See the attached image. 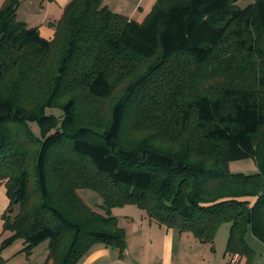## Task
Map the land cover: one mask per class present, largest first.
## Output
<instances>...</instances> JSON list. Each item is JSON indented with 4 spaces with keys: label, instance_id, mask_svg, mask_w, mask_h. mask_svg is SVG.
Listing matches in <instances>:
<instances>
[{
    "label": "trees",
    "instance_id": "trees-1",
    "mask_svg": "<svg viewBox=\"0 0 264 264\" xmlns=\"http://www.w3.org/2000/svg\"><path fill=\"white\" fill-rule=\"evenodd\" d=\"M158 0L142 23L105 0H71L51 40L0 9L1 254L45 264L127 247L116 208L250 264L264 244V0ZM252 159L258 172L231 174ZM102 199V212L78 191Z\"/></svg>",
    "mask_w": 264,
    "mask_h": 264
},
{
    "label": "crops",
    "instance_id": "crops-1",
    "mask_svg": "<svg viewBox=\"0 0 264 264\" xmlns=\"http://www.w3.org/2000/svg\"><path fill=\"white\" fill-rule=\"evenodd\" d=\"M19 1L17 19L31 28H38L42 38L51 40L55 31L50 24L60 20L64 8L71 0ZM157 1L105 0V4L115 13L142 23ZM241 1L239 0L238 4ZM246 1L249 5L254 0ZM4 2L5 0H0V9ZM8 205L6 190L4 186L0 185V235H3L1 217ZM129 207L131 206L119 211L123 213L129 209V213L132 211L134 215H126L125 213V215H114V210L112 211V214L118 218L120 227L126 231L127 247L123 257L120 258L118 250L97 244L79 264H226L228 256L225 251L223 254H218L217 250L211 251V245L199 243L191 234H179L174 229H167L153 224L143 211L138 208V210L133 211ZM248 235L246 237L247 242ZM21 246L19 250L23 248V243ZM260 249L264 251V248ZM10 255H5L8 262L12 258L23 256L13 257L14 255H12L11 257Z\"/></svg>",
    "mask_w": 264,
    "mask_h": 264
},
{
    "label": "rangeland",
    "instance_id": "rangeland-1",
    "mask_svg": "<svg viewBox=\"0 0 264 264\" xmlns=\"http://www.w3.org/2000/svg\"><path fill=\"white\" fill-rule=\"evenodd\" d=\"M247 1L242 0L238 6L240 8H245L247 6ZM229 171L231 174H244V175H253L258 172L257 165L254 160L248 159V160H242V161H236L231 162L229 164ZM79 196L81 199L93 210H96L98 212H102V208L100 207L102 204V199L100 195L94 191L83 189L78 191ZM124 208H127V206L119 209H114V215H134L132 211L129 213V209L123 213L119 210H124ZM131 210H138L137 207L131 206L129 207ZM125 213V214H124ZM113 215V214H112ZM113 215V216H114ZM115 217V216H114ZM229 224H223L220 226L216 238H215V247L214 250L218 251V254H223L226 248L227 240L229 237ZM248 242L249 245H251L252 250L254 251L253 258L250 262V264H264V251H262L260 248H264V244H262L260 241H258L250 231H248ZM10 236V233H5L3 235H0V245L1 243ZM254 242V243H253ZM22 241H16L11 247L5 250V253L1 254V258L5 261L4 264H43L46 262L47 256H48V242H44L38 247H36L33 251V253L26 257V255H23L19 258H12L10 262L7 261V257L5 255L11 254L10 256L14 255L13 257H16V255L20 250ZM20 247V248H19ZM212 251V250H211ZM5 256V258H4ZM8 262V263H7ZM228 263V260L226 264ZM239 264H246V258H242Z\"/></svg>",
    "mask_w": 264,
    "mask_h": 264
},
{
    "label": "built area",
    "instance_id": "built-area-1",
    "mask_svg": "<svg viewBox=\"0 0 264 264\" xmlns=\"http://www.w3.org/2000/svg\"><path fill=\"white\" fill-rule=\"evenodd\" d=\"M239 262V257L238 255H234L231 258L228 259V263L227 264H238Z\"/></svg>",
    "mask_w": 264,
    "mask_h": 264
}]
</instances>
